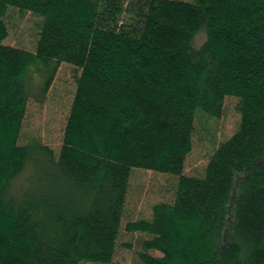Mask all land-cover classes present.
<instances>
[{
  "label": "trees",
  "instance_id": "16d2710c",
  "mask_svg": "<svg viewBox=\"0 0 264 264\" xmlns=\"http://www.w3.org/2000/svg\"><path fill=\"white\" fill-rule=\"evenodd\" d=\"M8 8L40 18L34 52L3 43ZM62 63L79 75L55 151L21 131ZM226 97L235 132L185 175L198 121ZM133 169L175 178L125 224L144 234L133 264H264V0H0V264H124Z\"/></svg>",
  "mask_w": 264,
  "mask_h": 264
},
{
  "label": "rangeland",
  "instance_id": "374dc122",
  "mask_svg": "<svg viewBox=\"0 0 264 264\" xmlns=\"http://www.w3.org/2000/svg\"><path fill=\"white\" fill-rule=\"evenodd\" d=\"M4 21L7 26V37L3 43L34 52L40 18L30 12H19L8 8ZM205 38L206 32L202 29L195 35L192 46L199 47ZM35 71L34 67L31 68L28 75L32 76V82L35 84L32 85V89L37 92L44 76H38ZM78 75V70L62 63L42 99L39 100L40 96L38 100L34 97L29 99L22 123L21 137L23 141L36 138L55 151L59 149ZM238 103L237 98L226 97L223 112L219 118H200L198 130L193 136L191 151L185 159L183 169L185 175L201 176L210 156L220 142L233 135L240 120ZM174 183L175 178L170 175L143 169L131 171L121 232L113 258L115 262L133 264L134 252L139 246L138 239L144 234L127 233L124 230L125 224L137 219L150 218L154 204L170 201L173 198ZM128 244H131V249L127 248ZM153 254L159 256L158 252H153Z\"/></svg>",
  "mask_w": 264,
  "mask_h": 264
}]
</instances>
